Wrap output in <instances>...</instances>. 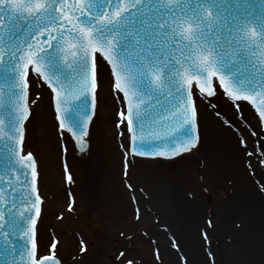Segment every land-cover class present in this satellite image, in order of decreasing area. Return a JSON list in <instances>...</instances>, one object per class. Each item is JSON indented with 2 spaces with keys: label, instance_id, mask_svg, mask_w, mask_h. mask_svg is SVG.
<instances>
[{
  "label": "snow or ice",
  "instance_id": "1",
  "mask_svg": "<svg viewBox=\"0 0 264 264\" xmlns=\"http://www.w3.org/2000/svg\"><path fill=\"white\" fill-rule=\"evenodd\" d=\"M98 53L110 65L112 87L127 101L120 122L137 156L174 157L202 144L194 83L212 96L218 79L230 98L250 101L264 118V0H0V147L11 165L0 175L8 177L11 190L0 188L5 264H18L16 245L8 239L14 234L25 239L21 259L27 264H62L58 241L51 242V254L37 255L43 199L36 160L31 152L23 155L30 70L54 93L61 126L83 140L101 87ZM89 95L91 114L81 109L66 124V106ZM165 141H171L167 150H159ZM22 161L30 172L16 167ZM67 179L73 180L71 174ZM258 189L264 195V184ZM134 219L143 222L139 207ZM201 236L210 239L207 231ZM154 255L161 257L158 248ZM118 264H136V258L120 251Z\"/></svg>",
  "mask_w": 264,
  "mask_h": 264
},
{
  "label": "rangeland",
  "instance_id": "2",
  "mask_svg": "<svg viewBox=\"0 0 264 264\" xmlns=\"http://www.w3.org/2000/svg\"><path fill=\"white\" fill-rule=\"evenodd\" d=\"M98 64L101 87L85 163L58 122L50 92L35 76L29 78L31 115L24 151L32 153L39 169V255L51 254V242L58 241L63 264H118L120 251L134 256L136 264H185V258L186 264H264V195L258 189L264 184V129L253 110L221 92L212 99L196 93L202 144L171 161L133 158L128 130L120 122L125 110L121 94L112 87L106 65ZM157 166L168 171L166 202L151 191L148 177ZM136 207L143 222L134 219ZM185 221L191 230L188 241ZM205 231L207 242L201 236ZM80 240L87 253L80 252Z\"/></svg>",
  "mask_w": 264,
  "mask_h": 264
},
{
  "label": "water",
  "instance_id": "3",
  "mask_svg": "<svg viewBox=\"0 0 264 264\" xmlns=\"http://www.w3.org/2000/svg\"><path fill=\"white\" fill-rule=\"evenodd\" d=\"M255 3H257V5L259 4V0H254ZM98 58L100 57V54L98 53L97 54ZM101 59H103L102 57H100ZM103 61L107 64L108 68L110 69V65L107 63V61L105 59H103ZM33 73L34 75H36L33 71L30 70V73ZM29 73V74H30ZM2 76L3 74L0 73V84H3V79H2ZM214 83V86L216 87V91H215V94L212 95V96H207L205 93H202L199 89V87L194 83L193 84V92L194 90H197L199 91L200 93H202L204 96L208 97V98H212L216 95L217 93V87L220 88L221 91H223V93L229 98L231 99L232 101L234 102H245L247 103L251 108L254 109V111L256 112L259 120L261 121L262 125L264 126V118H261L260 115H259V112L256 110V107L250 102V101H246V100H239V101H236V100H233L232 98H230L228 95H227V92L225 91V88L222 86V85H219V81L218 79H214L213 81ZM46 84V83H44ZM45 86V85H44ZM47 86V84H46ZM48 87V86H47ZM46 88V87H45ZM49 88V87H48ZM50 89V88H49ZM47 91H49L47 88H46ZM51 91V89H50ZM52 93V91H51ZM53 95V104H54V107H55V110H56V106H55V98H54V93H52ZM193 99H194V95H193ZM90 101H91V96L89 95L87 97V99L85 98H81V100L79 101H73L71 102V105L70 106H66V112L68 113V119H66L65 123L66 124H71L72 121L76 118V115H77V112H79V110L81 109H84V110H88L89 111V114L90 113ZM27 102H28V106H29V89H28V96H27ZM124 102L125 104L127 103L126 99H124ZM244 103V104H245ZM97 106V105H96ZM30 108V106H29ZM72 109H75L76 111H73ZM57 112V111H56ZM0 115H2V113H0ZM57 115L59 117V120H60V114L57 112ZM82 115V113H81ZM30 116V114H29ZM28 116V118H29ZM95 118V115L92 116V122L90 124H88L87 126V135L83 136V140L80 139L79 135H72L71 132H68L67 131V128L62 126L64 131L69 135V137L71 138V140L73 141L74 143V148H75V153H76V156L79 157L81 159L82 162L86 161V158L89 154V150H90V141H89V138H90V131H91V126H92V123H93V120ZM5 120L7 121V117L5 116ZM28 120V119H27ZM27 120L23 122L24 124V139H25V125L27 123ZM75 131H77V133H79L80 129L77 128V129H74ZM130 133V132H129ZM182 133L178 132L177 133V136H181ZM130 137H131V133H130ZM178 142V140H177ZM165 147L164 148H160L159 150H167L169 144L171 143V141H165ZM157 146H159L160 142L157 141L156 142ZM198 147V146H197ZM194 150V149H193ZM129 152L132 156L134 157H138V158H142V159H163V160H172V159H175V158H178L186 153H181L180 155H177V156H174V157H148V156H137L135 155L132 151H131V144H129ZM27 154V153H26ZM23 155L26 156L23 152ZM11 166L10 165V162L9 161H6L5 159V153H4V149L2 147H0V175H3L6 168ZM36 166V169H37V164L35 165ZM17 168H22L23 171H29L30 172V169L27 167V162H24L22 161L21 162V165H17L16 166ZM15 174H13L14 176ZM21 179H23V177H21ZM7 181H8V177L7 176H4V179L3 180H0V188H5L6 190H8L7 188ZM31 181V177L29 176V182ZM39 181L37 180V187L39 188ZM24 192L27 193V191L29 190L27 188V186L25 185L24 186ZM8 191H11V190H8ZM40 191H41V188H40ZM42 194V192H41ZM2 206V205H0ZM41 207V205H40ZM39 220V219H38ZM38 220H37V223H38ZM37 226V224H36ZM12 244L16 245V254H17V259H18V264H27V260L26 258L25 259H21V257L23 256L24 254V251H25V239L22 235H11L9 236L8 238ZM7 246L6 242L4 241V238L3 236H0V252H3L4 248ZM38 255V254H37ZM61 259V258H60ZM5 260H6V257L5 256H2L0 255V264H5ZM62 261V260H61ZM63 264V262H62ZM73 264H78V263H73Z\"/></svg>",
  "mask_w": 264,
  "mask_h": 264
},
{
  "label": "bare ground",
  "instance_id": "4",
  "mask_svg": "<svg viewBox=\"0 0 264 264\" xmlns=\"http://www.w3.org/2000/svg\"><path fill=\"white\" fill-rule=\"evenodd\" d=\"M105 108H107V105H105ZM108 110H109V108L107 109V111ZM207 143L210 145L209 141ZM211 149L214 152L216 151L214 147H211ZM160 168H161L160 166L154 167L152 172L149 174L148 178L150 179L149 181H150L151 186H152L151 191L156 192L155 198L158 200L160 199L163 202H166V201H169L170 196H169L168 190L163 186V183H164V179H166L165 173H167L168 171L167 170L163 171ZM186 223L187 222L185 221L184 224H182V229L184 230L183 233H186V240L188 241L189 239H191V230L188 229V227L186 226Z\"/></svg>",
  "mask_w": 264,
  "mask_h": 264
},
{
  "label": "trees",
  "instance_id": "5",
  "mask_svg": "<svg viewBox=\"0 0 264 264\" xmlns=\"http://www.w3.org/2000/svg\"><path fill=\"white\" fill-rule=\"evenodd\" d=\"M211 200V198H209Z\"/></svg>",
  "mask_w": 264,
  "mask_h": 264
}]
</instances>
